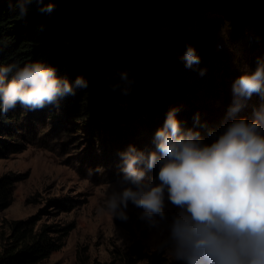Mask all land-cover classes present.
I'll list each match as a JSON object with an SVG mask.
<instances>
[{"label": "trees", "instance_id": "16d2710c", "mask_svg": "<svg viewBox=\"0 0 264 264\" xmlns=\"http://www.w3.org/2000/svg\"><path fill=\"white\" fill-rule=\"evenodd\" d=\"M260 40L264 41V0H0V67L20 68L38 61L53 67L74 89V94L42 109L29 111L18 104L7 114L0 111V157L23 146L19 138L29 132L30 123L42 120L43 112L44 117L74 127L75 134L85 130L91 142L110 138L118 150L128 126L136 128L155 117L156 102L198 93L182 73L204 69L208 63L217 67L221 61L215 47L221 45L218 54L223 58L227 47L235 53ZM189 47L199 63L186 67ZM77 77L86 87L75 86ZM201 98L198 107L205 105L216 115L208 101H202L209 98ZM202 114L195 117L202 121L194 119L190 125L204 122ZM147 140L149 147L155 144L154 136ZM18 180L14 174L0 175V209L11 203ZM54 203L65 205L61 200ZM40 218L7 221L0 264H40L64 244L75 226L39 222ZM97 264L185 262L169 260L160 247L145 251L134 241Z\"/></svg>", "mask_w": 264, "mask_h": 264}, {"label": "clouds", "instance_id": "9594fccd", "mask_svg": "<svg viewBox=\"0 0 264 264\" xmlns=\"http://www.w3.org/2000/svg\"><path fill=\"white\" fill-rule=\"evenodd\" d=\"M25 14L21 4V15ZM184 60L186 67L199 63L191 47ZM74 84L86 87L80 77ZM233 92L231 115L239 111L241 98L258 94L264 99V64L241 75ZM69 94H74L73 86L41 62L0 67L4 114L18 104L29 111L42 109ZM253 115L251 121L232 119L205 144L198 131L182 130L175 110L169 111L155 132V151L145 155L130 146L121 154L122 176L106 193V210L127 221L130 201L143 210L142 220L158 227L167 219L166 191L167 199L179 209L167 225L174 259L185 264H264V109ZM154 168L159 183L144 180L146 170Z\"/></svg>", "mask_w": 264, "mask_h": 264}, {"label": "rangeland", "instance_id": "374dc122", "mask_svg": "<svg viewBox=\"0 0 264 264\" xmlns=\"http://www.w3.org/2000/svg\"><path fill=\"white\" fill-rule=\"evenodd\" d=\"M260 41L258 45L245 46L235 53L227 47L223 58L218 54L221 45L215 47V54L222 62L217 67L213 68L208 63L204 69L182 73L184 80L194 84L198 93L189 96L188 92L184 100L169 96L156 102L155 117H148L144 125H136V128L128 126L125 129L127 137L118 150L110 138L108 141L105 138L91 142V134L85 130L79 129L75 134L74 127L44 117L43 112L42 120L30 123L29 132L24 131L23 139L19 138L23 146L0 157V175L19 176L11 203L0 209V249L1 240L8 231V220L40 215L39 222H72L75 225L64 244L40 264H79L82 260L87 264H97L108 261L112 251L122 250L134 241H139L145 251L160 247L165 256L173 260L167 225L179 209L167 199L166 191L164 212L167 219L158 227H150L142 220L143 210L130 201L125 210L127 221L112 217L106 210V193L116 187L122 176L121 154L130 146L145 155L155 151V144L149 147L147 137L155 135L156 130L163 126L168 112L174 109H177L175 116L181 129L198 131L205 144L215 140L232 119L253 120L254 112L264 109V99L258 94H253L250 99L241 98V107L234 115L230 114V109L236 99L234 82L241 75L253 72L258 64H264V41ZM207 58L208 54L201 60L204 62ZM215 61L218 63L217 58ZM201 96L209 98L202 101H208L216 115L210 114L205 105L198 107ZM200 112L206 117L204 122L190 125L189 121L194 119L202 121L195 118L200 117ZM177 113H180L179 117ZM157 171L158 168L146 170L144 180L159 183ZM54 200H61L65 205L58 207Z\"/></svg>", "mask_w": 264, "mask_h": 264}]
</instances>
